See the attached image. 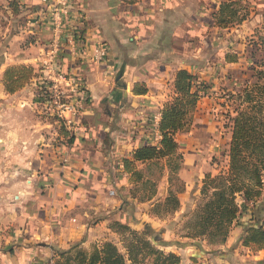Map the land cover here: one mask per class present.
I'll return each mask as SVG.
<instances>
[{"label":"crops","instance_id":"1","mask_svg":"<svg viewBox=\"0 0 264 264\" xmlns=\"http://www.w3.org/2000/svg\"><path fill=\"white\" fill-rule=\"evenodd\" d=\"M143 1L144 9L138 8ZM29 3L36 7L25 10L23 33L33 34V42L15 54L11 48L20 34L12 33L0 53V264H49L55 252L73 243L106 239L112 234L107 225L112 220L136 224L134 219L140 218L146 226L143 216L149 219L148 207L165 197V188L157 187L143 202L126 193L120 201L113 194L130 187L122 158L145 144L151 116L171 93L174 69L186 66V51L179 52L176 46L177 26L169 0H139L130 9L114 0H73L72 28L80 31L83 27L87 43H106L108 54L101 62L68 65L81 76L87 98L72 142L53 144L49 128L54 123L36 116L34 80L12 93L5 92L1 82L7 65L30 64L36 70L47 56L50 36L44 14L38 11L43 6L39 0ZM135 82H144L147 92L133 94ZM182 155L180 209L192 201L201 174L209 171L203 156ZM152 162L139 163L138 168ZM127 199L144 209L126 215L121 202ZM261 207L264 204L254 203L245 214L239 211V223L229 231L224 242L229 243L223 251L226 257L221 255L219 264H264V250H251L239 240L247 225L264 222ZM90 214L96 218L88 223L84 217ZM150 217L156 224L158 218ZM235 240L239 245H232Z\"/></svg>","mask_w":264,"mask_h":264},{"label":"trees","instance_id":"2","mask_svg":"<svg viewBox=\"0 0 264 264\" xmlns=\"http://www.w3.org/2000/svg\"><path fill=\"white\" fill-rule=\"evenodd\" d=\"M137 1L139 0H121L125 4H134ZM240 2L242 0H217L216 9L211 13L214 25L227 28L243 20L244 15H238ZM17 4V1H8L11 13L17 12ZM81 28L77 36L79 54L70 56L69 47L65 44L58 57L61 69L65 73L72 72L79 81H82L81 76L70 71L68 65L77 61L91 62L85 51L87 38L83 33L84 28ZM251 43V47L253 44H258L255 41ZM261 45L263 46L261 57L256 58L253 50L249 53L251 73L248 75V70L240 68V77L235 78L240 81L232 88L234 91L230 89L226 92L227 101L234 102V115L228 117L230 135L226 149V166L213 176L205 173L199 191L207 194V198L195 207L185 222L186 229L182 235L185 238L223 242L230 224L239 212L237 200L242 203L252 202L260 194L261 177L264 175V42ZM241 58L246 57L238 52L225 51L223 63L235 64ZM37 69L41 72L42 68ZM35 74H38L37 70L25 64L7 65L1 75L3 89L12 93L23 87ZM194 79L195 75L185 66H176L174 69L171 96L159 108L157 129L161 138L158 145L140 144L132 149L129 156L122 158V170L129 182L132 174L136 179L140 177V170L135 166V162L144 163L160 158L169 160L175 154L179 156L175 135L188 130L191 114L197 108L198 101L202 99ZM35 89L38 92L37 101L40 99L44 101L46 91L43 85L35 83ZM146 92L147 87L144 82L133 83V94ZM59 133L64 136L61 142L65 145L72 142V133L61 129ZM168 191L170 192L161 203L168 204L172 201L170 210L175 211L179 208L174 195L177 193ZM111 225L121 230L119 232L122 251L108 239L99 244H92L90 250L71 244L66 249L55 252L49 264H178L180 262L181 258L177 253L163 251L159 247L162 242L155 236L149 238L150 234L146 229L139 231L118 220H112ZM241 244L253 250H264V223L247 225L244 228ZM192 245L198 246L194 242Z\"/></svg>","mask_w":264,"mask_h":264},{"label":"rangeland","instance_id":"3","mask_svg":"<svg viewBox=\"0 0 264 264\" xmlns=\"http://www.w3.org/2000/svg\"><path fill=\"white\" fill-rule=\"evenodd\" d=\"M8 1L9 0H0V53L4 50L5 46H7V35L13 33L20 34V38L15 42V48H11L13 52L15 51V54H17L19 53V49L25 48L28 42H33L31 38L33 34H24L23 26H25L27 20L25 17V10H33V8L35 10L36 6L30 5L29 1L32 0H12L17 1L18 4L17 12L11 13V9L8 7ZM114 1L115 3L118 1L119 6L124 8L130 9L129 7L132 6V4L121 3L119 0ZM169 1L171 3L169 6L170 11L174 15V20L172 22L177 26L176 29H174V33L177 36L176 46L179 48V52L182 50L186 51L184 54L185 67L195 75L194 83L198 87L202 99L198 101L197 108L191 114V122L188 130L178 132L175 135L177 153H179V156L175 154L170 157L169 160L166 158L154 159V162L151 164L139 168L140 162H135V166L140 170V177L136 179L132 174L131 184L127 192H120V190L114 192L113 196L120 201L124 199L122 195L125 193L135 198L138 202L146 201L155 193L157 187H161L162 189L165 188V196L170 192L168 190H171L172 193L181 192L183 190V182L179 172L182 170L183 166L182 153H197L199 158L203 156L209 170L206 173L212 176L225 168L227 142L230 135V122L228 117L234 115V102L233 100L232 102L229 100L227 101L226 92L234 86L236 87L237 83L240 81V79H235L240 77V68L248 70V75L251 73L249 70L251 62L249 61V53L253 50L256 58L261 57V51L263 49L261 44L264 42V0H242V2H240V8H238V15H244V19L227 28H219L214 25L211 13L216 9L217 0ZM145 4L146 2L143 1V4L141 3L138 5V8L144 9ZM7 10L11 17H8ZM137 11H135V13ZM184 13L185 22L183 21ZM189 14L190 16L188 17ZM162 21L163 17L161 16L160 22ZM21 31L22 33H20ZM251 41H255L258 44H253L252 48ZM38 43L41 42L38 41ZM225 51L238 52V54H244L246 58H241L238 63L235 64L224 65L223 54ZM25 65L34 68V66L30 64ZM39 67H41V65ZM37 68L36 70L38 74H40ZM38 74L33 75L26 84L34 80V83L43 85L44 81ZM45 91L48 94L46 88ZM231 91L234 90L232 89ZM37 95L38 92L34 89L32 101H34L37 108V113L35 110L36 116L54 123L51 124L49 128L51 134H49V136L54 138L51 143L59 144L61 140L58 141L56 138L58 136L64 138V136L59 133L60 129L68 133L70 132L64 127L61 121L55 117L53 112L48 109V107H45L42 99L37 101ZM170 96L171 93L168 99ZM81 110L78 118H82L80 116ZM150 122H152V118L149 123ZM76 128H78V124ZM204 175L205 173L201 174L199 179L200 186ZM194 180L198 179L194 178ZM261 180L260 194L254 201L242 203L239 199L237 200L238 205L243 204L239 206V211H242L243 214L246 213V208L252 209L254 203L257 205L264 204V175L261 177ZM12 193L16 196L18 195L17 191H13ZM12 193L10 194L11 199H13ZM174 195H176L177 204L180 205L178 195ZM205 198H207V194H202L198 189V193L191 197L192 201L187 202L188 204H186V206L182 209L178 208L176 211L170 210V206L173 204L172 201H169L168 204H162L161 202L164 199L162 198L161 201L158 200L159 202L156 204L153 203V205L147 209V213L150 216H156L158 218L156 224L151 222L150 216L148 217L149 219L143 216L144 220H142L146 226L142 225L139 220L140 218L134 219L137 220L136 224L131 223L128 225L139 231L146 229L150 234L149 238L155 236L162 242L159 247L163 251L177 253L181 258L178 264H219L218 258L221 255L226 257L223 251L226 250L224 249L226 247L225 245L229 243L225 244L224 242L230 229L234 228V226L239 223L237 217L232 224H230L228 234L223 242L217 240L205 241L201 239H189L182 236L186 229L184 224L189 219L191 212ZM121 205L122 211L126 213V215L131 213V211L133 213L135 211L139 212L145 207L138 204L132 206L133 203L130 199L122 201ZM261 209L264 208L261 207ZM95 218L96 214H90L84 217L85 220L87 219L88 223L93 222ZM111 222L112 221L107 222V225L112 234L105 238L114 242L116 247L122 251V244L120 242L121 230L112 227ZM151 223H153L154 226H151ZM243 234L244 230L239 239L240 244ZM102 241L103 239L96 242H77L73 244H77L84 250H90L92 244H99ZM188 242H194L198 246L190 245ZM235 244L239 245L236 240L232 245Z\"/></svg>","mask_w":264,"mask_h":264},{"label":"built area","instance_id":"4","mask_svg":"<svg viewBox=\"0 0 264 264\" xmlns=\"http://www.w3.org/2000/svg\"><path fill=\"white\" fill-rule=\"evenodd\" d=\"M39 2L43 7L38 11L41 15L44 14L50 36V47L42 61L39 75L44 81L43 87L48 92L44 104L64 127L73 133L87 94L84 83L77 80L72 72L65 73L58 61L59 53L62 51L61 46L65 44L69 47L71 56L79 54L80 51L77 43L79 30L72 28L75 11L73 0H39ZM85 51L92 62H101L108 54L107 45L103 42L86 43ZM151 118L150 133L146 137L145 144L158 145L161 138L157 129L159 110L155 111Z\"/></svg>","mask_w":264,"mask_h":264},{"label":"water","instance_id":"5","mask_svg":"<svg viewBox=\"0 0 264 264\" xmlns=\"http://www.w3.org/2000/svg\"><path fill=\"white\" fill-rule=\"evenodd\" d=\"M189 243V242H188ZM190 245H192V243H189Z\"/></svg>","mask_w":264,"mask_h":264}]
</instances>
